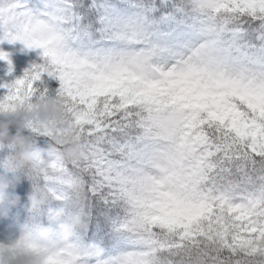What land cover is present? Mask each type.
I'll return each instance as SVG.
<instances>
[{"label": "snow or ice", "instance_id": "obj_1", "mask_svg": "<svg viewBox=\"0 0 264 264\" xmlns=\"http://www.w3.org/2000/svg\"><path fill=\"white\" fill-rule=\"evenodd\" d=\"M4 41L43 62L0 84V111L57 76L85 157L46 179L104 208L45 264H264V0H0Z\"/></svg>", "mask_w": 264, "mask_h": 264}, {"label": "clouds", "instance_id": "obj_2", "mask_svg": "<svg viewBox=\"0 0 264 264\" xmlns=\"http://www.w3.org/2000/svg\"><path fill=\"white\" fill-rule=\"evenodd\" d=\"M34 124L52 128L58 133L52 160L70 164L85 157L84 143L76 134L64 102L58 97L47 96L31 106L0 111V147L7 144L13 150L6 167L15 173L12 176L0 175V218H8L19 204L21 197L15 188L27 179L32 185L28 194V211L38 216L46 210L49 221L47 224L30 222L23 227V237L41 245L39 252L18 244V239L8 237L0 241V264H45L48 253L72 241L84 222L81 213L69 210L67 200L56 207L51 205L53 192L42 180L51 175L48 166L52 160H45L43 150L36 146L35 136L26 134Z\"/></svg>", "mask_w": 264, "mask_h": 264}, {"label": "trees", "instance_id": "obj_3", "mask_svg": "<svg viewBox=\"0 0 264 264\" xmlns=\"http://www.w3.org/2000/svg\"><path fill=\"white\" fill-rule=\"evenodd\" d=\"M4 48V42L0 43V49ZM41 52L42 50H29L27 64L19 63L18 65L20 74L19 78L24 76L25 71L28 70L34 62L37 64L43 62ZM33 86L35 89H37V92L32 97V102L35 103L39 94L41 92H45V90L47 96L57 97L59 89L61 87V81L57 76H49L48 73L45 72L42 74L41 79L36 81ZM2 97L3 95L0 93V98ZM14 131L15 130H13V132ZM27 133H31L35 136L36 146L49 144L51 145V147H53V145L55 144V141L50 136L37 134L31 129H27L26 134ZM12 151L13 150L7 144H5L3 147H0V175H15V173L10 172L6 167L7 161ZM67 167L69 172L74 175L75 172L72 166L69 164L67 165ZM42 183L47 185L52 190V192L56 191V189L58 188V191L63 190L67 193L66 199H57L56 196H54L53 200L51 201V205L56 207L67 200V202L69 203L70 211L81 213L84 217V222L83 225L77 230V235L73 239L76 240L77 238H79L84 243L90 242L88 240L89 233L91 232L93 226L103 219V206L97 201L91 200L87 191H85L84 189L77 191L69 187L61 186L55 181L46 178L42 180ZM31 189V182L27 179L23 180V182L16 186L15 192L21 197V200L19 204L12 209L11 215L8 218H0V222L5 223L10 227L13 226L15 228H18L20 229V231L23 230V227L26 223L41 222L47 224L49 222L46 215V210L44 213H41L38 216L30 214V212L28 211V194L30 193ZM3 231L5 233H9L6 230ZM21 236L22 234L20 236L14 235L9 237L12 239H19Z\"/></svg>", "mask_w": 264, "mask_h": 264}, {"label": "rangeland", "instance_id": "obj_4", "mask_svg": "<svg viewBox=\"0 0 264 264\" xmlns=\"http://www.w3.org/2000/svg\"><path fill=\"white\" fill-rule=\"evenodd\" d=\"M5 44H10L11 46V51H13V52H15V51H17V52H22V51H24V49H25V46L22 44V43H20V42H16V43H9V42H5ZM13 56H11V58H12ZM0 61L1 62H4V61H7V60H2V59H0ZM0 75L2 76V75H6V76H10L11 77V79H15L16 80V78H17V74H16V72H15V69L14 68H12V71L10 72V68L9 69H2V68H0ZM5 89L6 88H4L3 90L5 91ZM48 154H50V155H48ZM44 156H46V157H48L49 159H54V155L52 154V150H51V152L50 153H44ZM3 227H5L6 228V230L8 231L10 228L9 227H7L6 225H4V224H2V225H0V241H3L5 238H7L8 236H14V235H16V234H18L16 231H14L12 228H11V232H10V234H6L5 232H3ZM19 233H21V231H18Z\"/></svg>", "mask_w": 264, "mask_h": 264}]
</instances>
